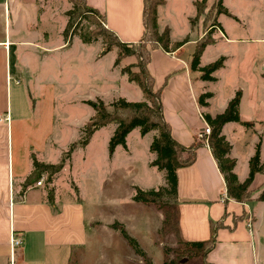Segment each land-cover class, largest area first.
Wrapping results in <instances>:
<instances>
[{
	"label": "crops",
	"instance_id": "obj_1",
	"mask_svg": "<svg viewBox=\"0 0 264 264\" xmlns=\"http://www.w3.org/2000/svg\"><path fill=\"white\" fill-rule=\"evenodd\" d=\"M178 1L181 3V0ZM195 2L196 0H190V7L186 11L181 5L180 15L184 22L181 34H177L180 31L173 30L170 21L176 14L174 1L171 5V0H164V3L158 6L159 31L168 28L171 42L184 39L187 41L170 52L160 47L152 49L148 63V70L154 78V87L161 89L163 115L170 125L171 135L184 146L190 145L206 124L202 112L210 115L220 113L233 97L230 94L215 105L216 92L213 86L219 83L218 73L225 68V64L213 73L215 81H203L199 78L200 72L191 69L192 53L197 40L203 34L201 28L195 31L190 22L196 16ZM87 4L102 14L105 27L114 32L121 41H137L140 38L143 31L142 0H87ZM47 18L48 15L41 12L36 0H0V264H10L11 260L14 264H84L86 230L99 233L106 229L116 233L111 227L116 221L121 223L116 225L118 230V225H121L127 233L129 232L125 224L118 220L102 225L94 218H86L85 205L78 187V195L62 200L54 190L53 199L49 200L48 190L41 185L35 183L24 186L26 177L33 169L32 156L40 162H49L46 160L44 149L37 150L39 156L33 146L24 142L19 150L15 149L14 125H27L36 113L33 104L35 100L29 93V88L20 84L19 79H30L25 71L35 54L45 55L62 46L67 47L65 40L51 46L45 34L36 36L37 24L48 21ZM221 26L224 36L226 32L223 25ZM212 44L204 49L200 66L207 64L203 63V57ZM188 45H191V49L187 50ZM130 58L134 57L129 56L122 61ZM135 61L134 58V61L126 64ZM122 66L118 65L114 72L109 69L113 75L109 82L113 81L114 89H119L121 80L127 79L120 71ZM259 76L260 83H255L256 92L259 89V94H255L257 105H246L245 86L235 89V93L238 90L241 93L238 105L239 120L228 122L222 127V134L231 145L229 156L236 161L234 173L240 181L248 176L249 159L254 154L257 143H260V160L264 162V88L260 90V85L264 84V69L260 71ZM249 86L253 87L252 84ZM202 92L212 93L208 100L209 105L204 108L197 102ZM112 97L123 96L115 94ZM133 97L131 101L143 100L142 92L140 96L134 91ZM244 122H250L252 125L245 126ZM115 127L116 124L112 131ZM30 131L29 126H22V134L31 133ZM155 134V131H150L141 135L136 127L126 136V147L117 145L109 155L112 160L118 150H123L132 158L130 136H134L137 145L148 137L145 146L149 153L145 164L149 166L157 182L146 180L144 185H138L142 189L165 185L164 171L150 165L155 154L149 150V146ZM62 170H65V166ZM263 187L264 173L257 172L250 184V201L237 202L228 199L225 202L224 178L209 147L202 144L196 149L194 161L177 169L178 225L175 231L162 235L172 234L177 243L203 241L210 237L211 224L220 222L221 225L216 230V243L205 257L207 263L264 264V200L256 199ZM141 204L138 206L144 212L155 215V230L158 235L165 217L164 209L154 204ZM248 221H251V228H248ZM14 235L22 237V244L12 249L10 241ZM158 245L162 247L161 240Z\"/></svg>",
	"mask_w": 264,
	"mask_h": 264
},
{
	"label": "rangeland",
	"instance_id": "obj_2",
	"mask_svg": "<svg viewBox=\"0 0 264 264\" xmlns=\"http://www.w3.org/2000/svg\"><path fill=\"white\" fill-rule=\"evenodd\" d=\"M173 1L176 14L170 21L173 30L180 31L177 34H181L184 22L180 11L182 6L185 11L188 10L190 0H181V3L171 0V5ZM216 1L206 0L203 14L193 26L195 31L201 28L202 36L211 23V20H207V24L203 25L205 14L211 11L210 17L215 15L216 10L213 7ZM36 2L41 12L49 17L48 21L37 24L36 36L45 34L51 46L65 40L67 47L62 46L45 55L35 54L27 64L25 73L29 74L30 79L19 81L29 88V93L35 100L33 104L36 113L27 125L22 124L23 127L29 126L31 133L24 135L21 124L14 125V142L16 151L24 142L33 146L37 156V150L44 149L46 160L57 163L70 144L80 140L85 124L94 113V109L87 103L88 100L95 101L100 98L111 111V103L117 99L112 96L120 94L131 101L134 91L140 96L141 91L127 79L121 80L119 89H114L113 81L109 82L113 77L109 69L114 72L118 66L113 62L117 50L113 48L106 52L100 37L88 38L94 25L86 18L75 20L73 28L64 37L65 24L68 22L67 12L72 6L69 0ZM222 7L227 12L217 15L220 26H214L212 34L216 43L208 47L203 57V63L212 62L220 55L226 57L225 68L218 73L220 81L213 86L216 92L215 105L230 94L234 96V90L244 86L247 90L246 105H257L255 94H259V89L256 92L255 83H260L259 73L264 69V0H222ZM221 25L226 32L224 36ZM228 38L235 40L230 41ZM186 49H191V45ZM132 61L134 58L122 61L120 65L124 66ZM262 88L264 84L260 85V90ZM253 111L258 112L257 109ZM114 126L112 123L98 129L86 147L74 150L70 160L66 162L65 170H61L58 176L55 175L49 185L46 184L44 175L41 186L46 191L48 187H53L62 200L78 195L75 190L78 187L85 205L86 218H94L102 225L115 220L124 223L131 234L128 233L138 241L152 264H163L166 259L175 256L172 252L166 253L165 249L180 247L181 244L175 242L172 234L157 235L155 215L144 212L138 206L142 202L138 204L132 198L136 185H144L146 180L157 182L149 166L145 164L149 153L145 146L148 137L137 145L134 136H130L132 158L123 150H118L115 158L111 160L108 142ZM117 224L121 223L115 221L111 224L116 233L106 229L99 233L86 230L84 264H146L122 237ZM159 240L162 247L158 245ZM187 264L200 262L193 259Z\"/></svg>",
	"mask_w": 264,
	"mask_h": 264
},
{
	"label": "trees",
	"instance_id": "obj_3",
	"mask_svg": "<svg viewBox=\"0 0 264 264\" xmlns=\"http://www.w3.org/2000/svg\"><path fill=\"white\" fill-rule=\"evenodd\" d=\"M72 4L68 10V22L64 29V37L68 31L73 28L75 20L86 18L94 28L89 31V39L101 38L108 52L116 48L117 55L114 61L115 65H120L121 61L129 56L135 58V63L124 65L120 68L122 74L127 76L130 82L135 83L142 92V101H129L124 97H118L111 103V111L107 109L106 104L100 98L95 101L88 100L87 103L94 109L93 115L85 124L81 138L70 144L69 148L63 153L57 163H43L32 156L33 169L26 177L24 186L35 184L41 178L45 177V182L49 185L55 175H57L70 160L72 153L77 148H84L89 143L92 135L101 127L114 123L116 127L108 142L109 155H111L117 145L126 147V136L134 129L139 128L141 135L150 131H155L149 150L155 154V158L150 162L151 166L159 171H164L165 185L157 188L142 189L134 187L133 200L145 204H154L164 209L165 217L159 230L161 234L175 231L178 225L176 205L177 195V169L190 165L196 156V149L203 143L194 141L184 146L177 142L171 135L170 125L163 115V105L161 101V89H155L154 78L148 70L151 50L157 47L166 52L177 49L187 41L171 42L169 29L165 28L162 32L158 27V6L164 3V0H142V25L143 31L137 41H121L114 32L106 28L102 14L87 4V0H69ZM206 0L196 1V16L190 20L194 26L198 17L203 14ZM213 7L216 11L211 18L210 13L205 14L203 25L207 20L211 23L203 36L197 42L191 56V69L199 71V78L203 81H215L213 73L224 66L225 57L220 56L216 60L200 66L201 55L207 45L214 43L212 38L214 26H220L217 21V15L226 13L225 7H222V0H217ZM212 8V10H213ZM212 96L211 92H202L197 102L204 108L209 105L208 100ZM241 93L238 90L228 101L225 109L215 115L202 112V117L210 127L207 136V144L214 157L219 171L221 172L225 183V202L233 199L237 202H248L251 200L252 190L250 184L257 172L264 173V162L260 160V143L256 144L255 152L249 159V173L245 180L240 181L234 173L235 159L229 156L231 149L230 143L222 134L224 124L239 120L238 105ZM245 126L252 125L250 122H244ZM75 190L77 188L75 187ZM53 187H48L47 196L49 200L53 199ZM257 200H264V187L259 192ZM227 200V201H226ZM221 223L211 224L210 237L203 241H182L180 247L165 249L174 253V257L166 259L163 264H187L190 260L198 259L202 264L206 262V254L214 247L216 243V230ZM120 234L127 241L134 253L143 258L146 264H152V261L141 248L135 238L130 236L123 226L119 227Z\"/></svg>",
	"mask_w": 264,
	"mask_h": 264
},
{
	"label": "built area",
	"instance_id": "obj_4",
	"mask_svg": "<svg viewBox=\"0 0 264 264\" xmlns=\"http://www.w3.org/2000/svg\"><path fill=\"white\" fill-rule=\"evenodd\" d=\"M210 132V127L205 124L204 127L198 132L197 134V141H201L203 144L208 146L207 144V136ZM44 178H41L39 181L36 182L37 185H41ZM248 228H251V221L247 223ZM11 248L14 249L22 244V237L20 235H14L11 237ZM10 264H14L13 260L10 261Z\"/></svg>",
	"mask_w": 264,
	"mask_h": 264
},
{
	"label": "water",
	"instance_id": "obj_5",
	"mask_svg": "<svg viewBox=\"0 0 264 264\" xmlns=\"http://www.w3.org/2000/svg\"><path fill=\"white\" fill-rule=\"evenodd\" d=\"M118 227H120V226L118 225Z\"/></svg>",
	"mask_w": 264,
	"mask_h": 264
}]
</instances>
